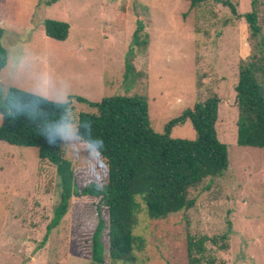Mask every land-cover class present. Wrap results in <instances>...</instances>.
Segmentation results:
<instances>
[{"label": "rangeland", "instance_id": "obj_1", "mask_svg": "<svg viewBox=\"0 0 264 264\" xmlns=\"http://www.w3.org/2000/svg\"><path fill=\"white\" fill-rule=\"evenodd\" d=\"M47 2L0 0L1 38L31 51L41 69L67 78L75 96L95 102L144 95L150 126L158 133L195 103L212 95L219 99L215 129L227 146V169L189 191L194 205L187 210L152 219L142 208L133 231L144 247L132 264H187V234L223 233L229 248L208 241L207 258H215V264H264V149L236 143L234 86L254 42L242 16L251 0H202L194 6L190 0ZM257 8L264 37V0ZM46 19L68 23L67 37L46 36ZM137 20L147 40L143 49L132 44ZM127 56L133 66L125 74ZM76 107L95 111L77 100ZM170 136L193 139L195 131L185 120L170 129ZM64 159L77 183L105 189L107 167L99 155L95 164H85L82 155L79 163ZM60 192L55 166L40 160L37 148L0 141V264L91 263L97 214L104 217L99 196L72 195L67 212L43 241ZM104 254L103 264H128Z\"/></svg>", "mask_w": 264, "mask_h": 264}, {"label": "trees", "instance_id": "obj_2", "mask_svg": "<svg viewBox=\"0 0 264 264\" xmlns=\"http://www.w3.org/2000/svg\"><path fill=\"white\" fill-rule=\"evenodd\" d=\"M199 1L202 0H190V6ZM223 3L229 6L234 16H241L231 2ZM258 3L259 0H251L250 11L242 14L254 42L250 54L239 64L234 86L236 143L264 149V37L258 23ZM142 29V22L137 20L132 44L140 49L147 43L145 36L141 37ZM68 30L69 25L64 21H44V33L52 39L64 40ZM2 52L0 49V54ZM131 66L127 56L125 74ZM75 98L95 109L79 112L93 122L94 133L105 141L106 150L102 155L98 154L107 167L104 190L93 184L82 186L77 183L72 166L64 159L61 150L50 146L24 121L0 122V141L35 147L40 160L55 166L61 185L60 200L54 208L43 241L67 212L72 195L99 196L104 205V217L97 214L90 264H103L104 251L114 262L132 264L136 259L135 252L144 247L143 239L133 231L139 211L144 208L149 218L161 219L187 210L194 205L189 191L205 178L221 175L227 169V146L218 139L215 129L219 99L212 95L195 103L169 119L163 132L158 133L150 126L144 95H112L95 102L81 96ZM185 120L190 121L195 137L172 138L170 129ZM208 241L221 250L229 248L226 233L211 237L187 234V264H215V258L206 257Z\"/></svg>", "mask_w": 264, "mask_h": 264}, {"label": "clouds", "instance_id": "obj_3", "mask_svg": "<svg viewBox=\"0 0 264 264\" xmlns=\"http://www.w3.org/2000/svg\"><path fill=\"white\" fill-rule=\"evenodd\" d=\"M0 49V122L24 121L66 158L79 163L82 155L85 164H95L105 141L77 110L70 81L41 69L31 51L6 38Z\"/></svg>", "mask_w": 264, "mask_h": 264}]
</instances>
